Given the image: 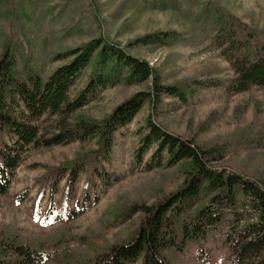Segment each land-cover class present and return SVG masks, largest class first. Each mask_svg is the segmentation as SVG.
Listing matches in <instances>:
<instances>
[{
    "label": "trees",
    "instance_id": "1",
    "mask_svg": "<svg viewBox=\"0 0 264 264\" xmlns=\"http://www.w3.org/2000/svg\"><path fill=\"white\" fill-rule=\"evenodd\" d=\"M21 1L0 0L4 18L0 24L8 31L0 54V197L8 194L29 151L94 143L92 149H82L57 165H35L43 173L35 181L34 207L46 226L78 219L96 203L102 189L119 181L108 169L116 133L147 103L152 109L165 99L187 103L200 90L210 88L227 95L264 89V29L242 21L220 0H186L197 7L188 37L164 32L134 43L208 42L230 68L231 75L224 80L181 86L164 85L147 61L101 37L53 55L52 62H67L46 78L31 70L17 72L14 40ZM143 1L151 9L181 12L177 0ZM73 29L74 24L68 28ZM149 80L151 85L103 119L80 112L103 90L146 85ZM145 128L133 155L134 169L143 175H170L169 182L176 185L171 191L161 188L151 198H131L126 206L107 211L114 227L136 216L138 222L126 238L104 244L87 256H70L60 255L55 245L46 252L41 243H27L2 232L0 264H264V183L217 166L224 157L223 147L174 135L150 117ZM29 193L30 189H24L15 199L23 201Z\"/></svg>",
    "mask_w": 264,
    "mask_h": 264
},
{
    "label": "rangeland",
    "instance_id": "2",
    "mask_svg": "<svg viewBox=\"0 0 264 264\" xmlns=\"http://www.w3.org/2000/svg\"><path fill=\"white\" fill-rule=\"evenodd\" d=\"M177 1L181 7L179 13L151 9L143 0H23L16 27L18 36L14 40L15 70L19 73L31 70L46 78L67 62H52L53 55L101 37L147 61L164 85L181 86L193 81L228 78L231 75L228 64L208 42L134 44L156 33L177 32L188 37L197 7L186 0ZM64 2L67 4L63 7ZM220 3L247 24L264 29V0H220ZM0 17L3 21V16ZM73 24L74 29L68 30ZM5 27L0 24V54L8 33ZM147 85H151L150 80L146 85H120L103 90L80 112L92 119H103L117 105L145 90ZM149 117L174 135L192 139L200 145L223 147L224 157L217 166L264 183V89L253 88L245 93L227 95L222 89L210 88L200 90L187 103L165 99L157 109L147 103L129 125L116 133L113 160L108 169L119 181L102 189L95 204L65 225L46 226L41 222L42 214L36 213L35 181L43 171L34 167L57 165L72 159L82 149H92L94 143L29 151L16 170L8 194L0 197V233L14 235L27 243H41L46 252L55 245L60 255L70 256H87L104 244L126 238L133 230V223L138 222L136 216L123 226L114 227L109 223L107 211L126 206L131 198H151L161 188L171 191L176 185L169 182L170 175H143L132 164ZM27 188L30 189L27 198L17 201L15 196ZM45 205L46 199L40 203L41 209Z\"/></svg>",
    "mask_w": 264,
    "mask_h": 264
}]
</instances>
